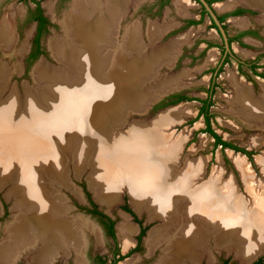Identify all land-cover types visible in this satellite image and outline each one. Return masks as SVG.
Instances as JSON below:
<instances>
[{"label":"bare ground","instance_id":"1","mask_svg":"<svg viewBox=\"0 0 264 264\" xmlns=\"http://www.w3.org/2000/svg\"><path fill=\"white\" fill-rule=\"evenodd\" d=\"M243 1L264 10V0ZM127 3L128 0L73 1L62 21L65 35L52 37L49 41L52 52L57 55L53 57L65 64L64 67L58 72L43 61L35 67L38 78L48 79L46 87L53 93L52 96L41 94L36 99L34 95L28 94L27 112L19 115L20 125L15 127L12 125L18 118L14 119L13 110L18 98L12 96L0 106V119L6 118L5 122L0 121V143L4 149H22L30 143L29 140L40 138L48 142V149L54 154L50 157L54 159L57 152L55 154L56 145L51 143H54L53 139L59 141L63 136L65 139L79 136L84 141L90 137H105L108 132L107 119L118 122L122 114L120 107L125 110L126 104L138 106L142 102L140 99L135 102L130 99V96L138 95L135 86L140 84L136 83L152 76L158 65H170L178 52L180 40H174L173 44H167L150 56H142L145 45L137 26L126 24L123 36L120 37L118 33ZM176 4L178 10L184 13L185 3L177 0ZM236 24L243 26L245 21L240 18ZM167 28L149 25L146 30L149 43L160 38ZM13 37L12 18L6 14L0 19V41L10 49ZM63 70L64 75L61 72ZM76 74L80 79L73 81ZM174 77L168 84H161L159 89L178 85L180 82L175 79L177 76ZM135 79L137 81L133 83ZM130 86L134 92H130ZM234 86V95L229 98L232 112L245 123L264 129V84L258 97L239 82H234ZM119 100L121 103L118 104ZM185 111L184 107L167 111L158 116L153 125L174 121ZM163 138L157 135L156 127L140 124L119 134L111 146L100 148L97 160L102 172L99 176L105 183L102 199L106 204L111 203L116 196L118 182L127 181L133 205L138 209L145 207L150 217L162 219V224L152 228L145 240L150 250L162 246L160 264H186L187 261L196 264L212 238L218 244L222 239H228L235 227H241L243 217L237 218V215L242 216V205L229 204L234 195L231 183L223 184L219 190L212 187V180L192 187L193 181L202 171V162L188 161L177 171L169 167L165 157L173 156L181 146L180 136L167 145L162 141ZM42 145L44 148L45 144ZM2 152L0 154L6 153L5 150ZM23 154L24 163L18 160L16 165L19 168L15 165L18 168L15 173L11 171L14 167L7 170L8 166L0 172L2 180L16 175L14 184L17 199L18 194L20 196L18 211L5 225V235L0 238V264H15V257L27 251L29 254L32 252L31 260L37 264H50L59 251L63 254L74 251L80 264H83L82 251L87 245L84 227L90 228V223L81 217L70 216L68 210L66 212L64 209V203L60 202L59 195L53 194L56 190L54 186L51 188L43 181L42 172L40 179L39 166L44 164L39 163L37 166L32 160L43 153L29 149ZM237 163L244 170V162L240 158ZM50 168L57 172L55 176L62 177L61 169L54 165ZM247 174L244 177L249 180ZM59 184L64 185L61 182ZM259 203V209L255 210L252 219L261 223V227L256 226V229L263 233L264 201ZM247 228L239 230L240 236L249 235ZM133 231L134 226L129 224L127 218L119 224L118 235L125 245L132 241ZM96 236L99 238V235ZM119 264H133V261L127 259Z\"/></svg>","mask_w":264,"mask_h":264},{"label":"rangeland","instance_id":"2","mask_svg":"<svg viewBox=\"0 0 264 264\" xmlns=\"http://www.w3.org/2000/svg\"><path fill=\"white\" fill-rule=\"evenodd\" d=\"M38 1L45 15H47L49 19L53 17V21L55 22L51 24L48 31L42 36L43 53L36 59V62L40 60L39 63H41L43 61V63L52 70L55 69V71L60 72V69L63 68L65 64L63 65L60 60H53L48 50L49 47L52 52L49 41L52 37L60 38V36L65 35L62 21L67 13H69L71 4L74 0ZM183 1L185 2L184 14L178 12V5L175 4V0H169V2L162 7L160 6L161 2L159 0H128L118 33L120 37L123 36L126 24L137 26L141 40L145 45L141 52L142 56L144 54V56H150V54H154L155 51L164 48L167 44H173L174 40L176 41V39L180 37L181 40L179 41V45H181L179 48L181 49L172 60V63L170 65H166L165 63L160 64L161 66L158 65L159 67L157 66L156 72H154L152 76H148L145 81H140L138 83L140 87H142V92H150L159 89L163 83L165 85L168 84L173 80L174 76H177V78H174L176 80L178 79L180 83L171 88H177L178 90L176 91L183 92L185 95L192 97L191 100L180 101L179 103L157 110H150L146 113H141L133 106L127 107L124 111L125 120H119L120 123L110 121L109 119L106 120V130L108 132L105 137L101 135L99 137L101 138L100 140L85 139L82 141L78 138L79 136L75 138L69 137L68 139H65L63 136L59 141L53 139L54 143L50 141L53 146L56 145L54 149L55 154L57 152V157L54 159L50 157L54 154L49 151L48 142L44 139L37 138L35 140H29L30 143H27L22 149H12L11 147L4 149L3 145L0 143V148L2 149L0 153H3L2 151L4 150L6 152L4 155L0 154V172H3V167L8 166L6 169L9 170L11 167H14L11 171L15 173L19 168L16 165L18 164V160L24 163L23 152L26 150L33 149L36 152L43 153L42 156L37 155L32 160L33 164H37V166L39 163L44 164L42 167L39 166L38 174L40 175V179L41 174H44L43 181L47 182L51 188L54 186L56 190L53 191V194L59 195L60 202L64 203V209L66 212L68 210L70 216L81 217L90 223V228L84 227L86 233L85 243L87 245H85L82 251L84 253V261L80 259L83 261V264H95V255H110L111 249L115 244L120 248L121 252H124L134 245L139 231V223L133 219L132 215H127L128 211L122 208L123 205H127L139 220H141L142 225L146 227L142 237V249L134 252L124 260L131 259L133 264H160L162 246L158 245L159 247L157 246L154 250H150L147 248L145 240L152 228L162 224V219L150 217L145 207L138 209V207L133 205L131 190L125 180H120L116 185L117 193L111 203L106 204L107 202L105 203V200L102 199V190L105 189V183L99 176L102 169L100 172L101 167L97 160L99 157L97 154L98 150L111 146L114 138L118 137L119 134L128 132L129 128L140 124L147 127H156L157 135L164 137L162 141L165 144L174 142L179 139L180 136L181 146L178 147L173 156L165 157L169 162V167L172 166V168L177 171L184 167L188 161L202 162V171L193 181L192 187L195 188L196 186L212 180V187L219 190L223 184L227 185L231 183L233 186L232 188H234V195L229 204L240 203L242 205V216L237 215V218L243 217L244 223H241V227H235L234 231L229 234L231 236L228 239H222L218 244H216L212 238V242L210 241V243L205 246V250L197 259L196 264H220L224 259L228 261V264H246L251 256H253L252 258H262L264 260V232L259 233L260 230L256 228H260L261 223L259 224L252 219V215H255V210L259 209V202L264 201V129L255 124H247L239 119L236 116L237 114L235 115V113L232 112L229 102V98L234 95V82H239L249 87L256 97L260 96L262 92L264 78L256 73H264V10L258 7L254 8L251 13L234 16L244 19L245 24L243 26L236 24L232 17L227 19L226 23L229 33H234L239 29L251 28L257 31V34L254 37H243V45L236 41L232 42L233 54L232 52L231 54L233 57L231 61L222 66L218 74L216 71L212 73V69L221 63V48H223V46L221 45L220 37L215 29L209 25L207 16H205L201 23L183 26L182 21L185 18L198 17L200 8L199 4L194 0ZM231 2L234 3H232L234 7L236 4H244L239 0H216L213 6L218 11H222L228 8H222L221 6ZM137 3H139V6L134 8V5ZM33 7L34 3L29 0H0V19L6 14L11 15L14 27V39L11 41L12 47L9 49L5 47V45L3 46V43L0 41V102H7V99L12 96L18 98L17 103L15 102V110H13L14 119H17L24 111L27 112L26 98L28 94L34 95L36 99H38V96L41 94H47L49 97L53 94L50 89L46 87L48 79H40L36 74L34 76L35 78L31 76L30 67L35 61L29 65L30 67L27 66L26 57L28 51L23 54L26 45H31L33 41L34 29L32 30V25L34 22L27 21V12ZM59 20L60 24H57L56 22ZM149 25H154L159 28H168L163 30L160 38H155L149 43L146 37V30ZM206 41H211L213 43L206 47ZM68 49L70 50L71 48ZM52 55L55 54L53 53ZM235 58L248 64L257 59L258 63L256 64V70L251 71L247 64L239 68ZM65 70L61 71L63 75L65 74ZM212 75H215L214 81L213 77H211ZM76 79H80L78 74H76L73 81H76ZM212 81L213 94L212 106L210 107L212 128L222 139L246 149L251 155H246L245 153L234 151L230 148H221L220 145L214 147L212 136L204 131L205 123L203 117H196L200 106L198 99H204L206 97L207 90L211 87ZM136 88H138V86ZM129 90L130 92H134L131 86ZM146 92H144V94H146ZM142 96L139 99H141ZM131 104L133 103H130V105ZM178 107H184L186 113L184 114L183 112V114H180L179 118L164 125H153L156 124L159 118L158 116L175 108L177 109ZM120 109H122L123 112L124 109L121 107ZM5 120L6 118L0 119L2 122H5ZM19 125L20 118L14 121L12 127ZM7 129H9V127ZM1 131L6 130L2 129ZM42 144H45L44 148L46 150L43 148ZM79 150L81 151L80 154ZM239 158L244 162V170L237 163ZM27 160L28 159H26V161ZM15 165L18 168H16ZM53 165L61 169L62 177L60 175H54L57 174V172L50 168L53 167ZM47 167H49V169ZM63 167H67V182L75 186H72V188H74V192L72 193L65 187H58L60 182L64 183L60 181V179L65 178ZM45 172L53 173V175ZM244 174L249 176V180L245 179ZM12 177L6 180L0 179V238L5 235L4 227L12 220L13 215L18 211L17 206H19L17 202L20 196L18 194L17 199L14 184V177H16V175ZM86 192L101 212L115 220L116 242L106 235L98 219L89 212H86L84 206L89 205V203L85 201L86 199L84 200V197L87 196ZM63 194L69 199L66 200ZM82 207H84V210H82ZM79 213L90 214L92 221L87 219V216L83 217L79 215ZM125 218H127L129 224L134 226V231L131 234L132 241L126 245L118 235V226ZM214 220L220 221V219L217 218H214ZM96 223H98L100 227ZM245 226L248 227L247 232L249 235L240 236L239 230L245 229ZM252 232L254 234H252ZM96 235H99V238H97ZM25 253H27L30 258L32 252H30V254L29 251ZM56 255L58 256L55 257V264L81 263L76 258L77 256L74 251H69L66 254L59 251ZM25 258L28 259L26 256ZM25 258L22 257L19 259L18 264H28ZM186 264H190V261H187Z\"/></svg>","mask_w":264,"mask_h":264},{"label":"flooded vegetation","instance_id":"3","mask_svg":"<svg viewBox=\"0 0 264 264\" xmlns=\"http://www.w3.org/2000/svg\"><path fill=\"white\" fill-rule=\"evenodd\" d=\"M29 1L32 2V0H29ZM159 1L161 2V0H159ZM196 1L198 2V0H196ZM206 1L208 2V4H210L212 6V9H213L214 13L216 14L219 22L221 23L222 27L224 28V31H225L226 36H227V42H228V44L230 46V51H226L225 50V47H224V43L225 42H224V39H223L222 35L220 34V32H219V30H218V28H217L214 20L212 19V17H210V15L207 13V11L205 10L204 6L202 4H200V2H199L200 8H199V12H198V17H187V18H185L182 21L183 26H191V25H194V24H197V23H201V22H203L205 16H207L208 19H209V25H211V27L215 29L216 33L220 37L221 45L223 46V48H221L222 57H221V61L220 62H222L223 58L226 55H229V57H228V62H229V61H231V59L233 57V55H232L233 54V51H232V42L236 41L239 44L243 45V42H242L243 37H245V36H252V37H254V36H256L257 31H255L254 29L249 28V29H239V30H237L234 33H229V30L227 28V23H226L227 19L230 18V17L237 16V15H242V14H245V13H251L254 8H258V7H254V6L251 7V5H248L246 2H244L242 0H239V1L243 2L245 5L244 4L241 5L239 3L240 5H237L236 4L235 7L233 6V7H229L228 9H225V10H222V11H218L213 6V3L216 2V0H206ZM168 2H169V0H168ZM35 7H36V4L34 3V7L31 8V9H29V11L27 12V17L29 15V13L31 15H33V16L36 15V12L37 11L35 10ZM203 9L205 10V12H203ZM237 10H243V12L241 14H233V12L234 11H237ZM40 15L41 16H45L47 18L48 23L45 24V27H46V29H49V26H50L49 25L50 24L49 18L47 17V15H45V13L43 11L40 13ZM190 21H193V22H190ZM33 22L35 23V31H36V26L38 24V20H33ZM35 31H34L33 38L35 36ZM212 43L213 42H211V41H206V47L209 46ZM40 48H42V42H41V40H40ZM30 51H32V43H31ZM30 51H29V53H30ZM231 52H232V54H231ZM235 59L237 60V65H238L239 68H242L244 64H247L248 68L250 69V67H249V64L250 63H252L254 61H256V64L258 63L257 59L251 61L249 64L246 63V62H243V61H241V60H239L237 58H235ZM220 64H218L215 68L212 69V73L216 71V69L219 67ZM211 77H213V75ZM212 83H213V81H212ZM84 207H85L86 212H89L91 209H93V207L90 206V205H87V206H84ZM84 207H82V210H84ZM96 208L98 209V207H96ZM106 216L109 217L110 220L114 222L113 223L114 235L113 236L108 235L107 234V228L104 227L103 225L102 226H103V228H104V230L106 232V235L109 236L114 242H116L115 220L113 218H111L110 216H108V215H106ZM133 219L136 222L139 223V231H138V234H137L136 239L134 241V245L131 248L126 249L124 252H121L120 248L115 244L114 247L111 249V252H110L111 254L110 255H95V257H94V263L95 264H118L119 262H121V260H124L125 258H127L128 256H130L134 252L140 251L142 249L141 248V245H142V237H143L144 234L141 235V230L142 229H145L146 230V227L144 225H142V222H141V220H139L138 217L136 219L133 216ZM98 220H99V217H98ZM145 230H144V233H145ZM59 255H62V254H59ZM25 256L28 259H26ZM56 256H58V255H55L53 257V260L52 259L50 260V264H55L54 263V260H55V257ZM22 257H24L28 261V264H37L36 262L35 263L32 262L33 260L32 261L30 260L31 257L29 258V255L27 253H25V252H22L18 256L15 257V259L13 260L14 262L18 258L15 264H18L19 259H21Z\"/></svg>","mask_w":264,"mask_h":264},{"label":"trees","instance_id":"4","mask_svg":"<svg viewBox=\"0 0 264 264\" xmlns=\"http://www.w3.org/2000/svg\"><path fill=\"white\" fill-rule=\"evenodd\" d=\"M32 2L36 4L35 10L37 12H36L35 16H33L29 13V15L27 17V21L38 20V24L36 26L35 36H34L33 41H32V51H30V53L26 57L27 66L31 65L43 53V48H40V40L42 39L43 34H45L48 31V29H46V27H45V24L48 23V20L45 16L40 15V13L43 11L41 6H40V2L38 0H32ZM167 2H168V0H161L160 6L161 7L164 6L165 4H167ZM203 12H205L204 9H203ZM242 12H243V10H237V11H234L233 14H241ZM190 22H193V21H190ZM49 25H51V23ZM228 57H229V55H226L223 58L221 64L216 69V73L219 74L223 64L228 62ZM249 67L252 71H255L257 68L256 61L250 63ZM256 74H259L261 77L264 78V73H256ZM214 78H215V75L213 76V81H214ZM212 90H213V83H212L211 87L207 90L206 97L204 99H198L200 102V106L198 108V112H197L196 117H199V116L203 117V120L205 123L204 131L212 136L213 141H214L213 142L214 147H217L220 145L221 148H230V149H233L234 151H240L242 153H245L246 155H251V153L249 151H247L246 149L238 147V146L234 145L233 143L222 139V137L216 131H214V129L212 128V126H211L212 114L210 111V107L212 106V94H213ZM191 99H192V97L185 95L183 92H177V93H174V94H171L170 96H168L166 98V100L165 99L161 100L160 102L155 104L151 110H157L160 108H164L167 105L176 104L180 101L191 100ZM86 195H87V193H86ZM87 198L89 201V205L93 207V209H91L89 211V213L92 216H95L97 219L99 217L98 221L104 227L107 228V234L113 236L114 235V229H113V223L114 222L111 221L109 217H107L104 213H102L101 211H99L96 208L97 206L92 201V199L89 197V195H87ZM122 208L124 210L128 211L132 216H134V218L137 219L135 214L131 211V209L127 205H123ZM144 230L145 229L141 230V235L144 234ZM227 263H228V261L226 259H224V260H222V262L220 264H227ZM251 264H264V260L262 258H258L257 260H255Z\"/></svg>","mask_w":264,"mask_h":264},{"label":"water","instance_id":"5","mask_svg":"<svg viewBox=\"0 0 264 264\" xmlns=\"http://www.w3.org/2000/svg\"><path fill=\"white\" fill-rule=\"evenodd\" d=\"M194 1H196V0H194ZM199 2H200V4H202L203 6H204V8H205V10L207 11V13L210 15V17H212V19L214 20V22H215V24H216V26H217V28H218V30H219V32H220V34L222 35V37H223V39H224V47H225V50L226 51H230V46H229V44H228V42H227V36H226V33H225V31H224V28L222 27V25H221V23L219 22V20H218V18H217V16H216V14L214 13V11H213V9H212V6L210 5V4H208V2L206 1V0H198V2L196 1V3H198L199 4ZM70 4V3H69ZM139 6V3H137L136 5H134V8H137ZM53 17H51L49 20H50V23L52 24L53 22H55V21H53ZM57 24H60V20L58 21V22H56ZM51 26V25H50ZM50 26H49V28H50ZM61 26V25H60ZM34 29V31H35V23L32 25V30ZM32 32V31H31ZM51 37V36H50ZM49 37V38H50ZM48 38V39H49ZM47 46H48V40H47ZM30 47H31V45H29V44H27L26 45V47L24 48V50H25V52L23 53V54H25L26 53V51H28V53H29V51H30ZM180 49L181 48H179V50H178V52L180 51ZM48 50L50 51V54H51V57L53 58V60H55L56 61V59L53 57V55H52V52H51V50H50V48L48 47ZM178 52H177V54H178ZM27 53V54H28ZM176 54V55H177ZM176 57V56H175ZM174 57V58H175ZM42 61V60H41ZM40 62V60L38 61V62H36V60H35V62L32 64V66L30 67L31 68V70H30V74H31V76L33 77V78H35L34 76H35V67H36V65L38 64ZM21 66H22V63H21ZM36 80V79H35ZM139 80V79H138ZM136 79H135V81L133 82V83H136ZM139 82H140V80H139ZM138 83V82H137ZM136 83V84H137ZM139 84V83H138ZM135 87H137V86H135ZM171 87H173V86H170V87H168V88H166L165 90H160V89H156L157 91L155 92V91H150V92H148L145 96L143 95V97L140 99L142 102L140 103V104H138V106H136L135 104H126L124 107H131V106H133V107H136L137 109L136 110H138V111H140L141 113H146V112H149L152 108H153V106L155 105V104H157L158 102H160L161 100H166V98L168 97V96H170L171 94H174V93H177V92H179V91H176V90H178L177 88L176 89H174V88H171ZM158 88V87H157ZM16 89V88H15ZM137 89V93H138V95L136 96V95H133V96H130V99L131 100H133V102H135V100L137 101L139 98H140V96H142V94L144 93V92H146V91H143L142 92V87H140V86H138V88H136ZM141 92V93H140ZM123 97V96H122ZM121 97V98H122ZM4 103H6V102H0V106H2ZM119 103H121V100H119V102H118V104ZM179 103V102H178ZM171 105H173V104H171ZM167 106H169V105H167ZM167 106H165V107H167ZM125 108V109H126ZM124 111L125 110H123V112H122V114L120 115V118H119V120H121L122 121V119L123 120H125L124 118H125V116H124ZM155 120V119H154ZM118 123H120L119 121H118ZM117 123V124H118ZM90 139H93V140H100L101 138H99V137H97V138H95V137H90ZM98 143V142H97ZM66 160H67V158H66ZM68 162V161H67ZM65 165V164H64ZM47 168H49V167H47ZM63 169H64V175H65V178L64 179H60V181H63L64 182V186H62V185H58V187H65L69 192H74L73 191V189L74 188H72V186L74 185V184H69L67 181L68 180H66V176L68 175L67 173H68V171H67V167H63ZM73 187H75V186H73ZM72 188V189H71ZM59 192H60V190H59ZM64 195V194H63ZM65 196V195H64ZM65 198H66V200L67 199H69V198H67L66 196H65ZM86 199V200H85ZM84 200L86 201V202H88L89 203V201H88V198H87V196L86 197H84ZM69 201V200H68ZM68 204V203H67ZM69 205V204H68ZM71 209H72V206H71ZM79 215H81V216H83V217H86L87 219H90L91 220V215L90 214H84V213H79ZM127 215H131L129 212L127 213ZM92 221V220H91ZM99 227H100V225L98 224V223H96ZM253 256H251L249 259H248V261L246 262V264H251L252 262H254L255 260H257V258H252Z\"/></svg>","mask_w":264,"mask_h":264},{"label":"crops","instance_id":"6","mask_svg":"<svg viewBox=\"0 0 264 264\" xmlns=\"http://www.w3.org/2000/svg\"><path fill=\"white\" fill-rule=\"evenodd\" d=\"M182 1H183V0H182ZM183 3H185V2L183 1ZM232 3H233V2H231V3H227V4H225V5L221 6V7H222V8H224V7H226V8L232 7L233 4H234V3H233V4H232ZM175 4H176V0H175ZM176 5H177V4H176ZM178 12L181 13L179 10H178ZM183 12L185 13V10H184ZM184 13H183V14H184ZM181 14H182V13H181ZM232 18H234L233 21H235V22H236L237 19H240V18H236V17H232ZM162 28H163V27H162ZM160 31H161V30H160ZM178 39L181 40L180 37H179ZM183 41H184V40H183ZM180 45H181V44H180ZM180 45H179V46H180ZM178 50H179V49H178ZM211 53H212V52H211Z\"/></svg>","mask_w":264,"mask_h":264}]
</instances>
